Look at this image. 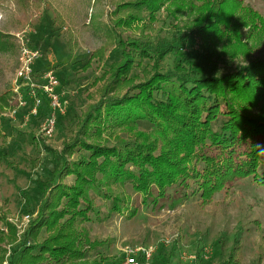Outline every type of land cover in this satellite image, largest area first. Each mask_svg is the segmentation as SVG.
<instances>
[{
    "label": "rangeland",
    "instance_id": "1",
    "mask_svg": "<svg viewBox=\"0 0 264 264\" xmlns=\"http://www.w3.org/2000/svg\"><path fill=\"white\" fill-rule=\"evenodd\" d=\"M115 2L119 0H0V45H4L0 47V94L7 92L0 112V264H8L12 253L18 255L17 246L37 216L44 196L42 188L51 183L52 170L61 165L59 152L63 144L73 138L76 123L98 102L104 83L110 80L109 66L118 58L107 14ZM201 3L166 1L145 32L149 46L160 48L177 41L183 49L176 52L197 57L209 75L233 73L235 68L264 57V33L254 29L255 21H249L250 14L264 19V0L223 3V32L212 37L210 30H194ZM175 4L181 7L178 11ZM204 4L206 13L210 0ZM206 22L210 26V19ZM118 33L137 37L140 32L132 27L119 28ZM184 36L188 39L182 41ZM68 40L71 51L65 44ZM21 42L38 52L33 66L36 73L53 70L59 82L57 92L65 102V113L58 116L54 132L48 137L42 133L46 114L30 117L27 109L15 110L11 86L19 69ZM176 55L174 51L165 56L160 64L163 71L173 65ZM134 72L137 78L130 83L144 82L140 81L144 74L138 69ZM233 99L250 117L260 112L259 107L247 106L249 102L244 99ZM108 140V144L113 143L111 138ZM250 142L261 147L264 139L255 136L232 146L230 156L236 164L245 158ZM204 149L215 162L227 157L228 151L220 153L208 144ZM78 156L75 153L68 159L75 161ZM260 157L264 159V152ZM196 168L200 170L201 165ZM73 179L68 176L64 182ZM222 184L224 188L205 201L191 195L184 198L188 190L177 187L168 189L156 204L147 205L141 202L138 192L131 190L129 182L110 187L99 184L100 190L90 191L92 210L86 212L89 220L75 226L79 234L84 227L90 240L101 244L100 251H87L89 260L98 258L99 252L106 262L122 264L125 257L150 249V264H264V187L236 174L225 177ZM106 194L122 201L118 202V212L110 216ZM55 233L48 231V238ZM46 236L42 230L36 243ZM27 239L31 240L29 236ZM76 263L79 261L69 264Z\"/></svg>",
    "mask_w": 264,
    "mask_h": 264
},
{
    "label": "trees",
    "instance_id": "2",
    "mask_svg": "<svg viewBox=\"0 0 264 264\" xmlns=\"http://www.w3.org/2000/svg\"><path fill=\"white\" fill-rule=\"evenodd\" d=\"M166 1L184 0L112 3L114 9L107 16L118 59L109 66L112 67L110 80L104 83L98 102L76 123L73 138L63 144L59 152L61 165L52 170L51 183L43 186L44 196L37 216L17 246L18 255L12 253L8 264L77 261L76 264H113L106 262L99 252L98 258L89 260L87 251L96 250L101 244L92 242L84 227L82 234L75 227L79 221L89 220L86 212L92 210L90 191L100 190L99 184L110 187L129 182L131 190L138 192L146 205L156 204L168 189L177 187L188 190L184 198L191 195L201 201L208 200L224 188L225 177L235 174L264 187V164H260L264 160L260 157L264 143L257 147L250 142L249 151L239 164L230 156L236 143L248 142L255 136L264 139V57L235 68L233 73L209 75L197 57L176 52L183 49L177 41L152 48L145 32L152 27V21ZM207 1L202 0V11L195 18L194 30H210L211 37L221 35L225 23L221 6L229 0H210L209 10L203 13ZM175 5L178 11L181 7ZM209 19L210 26H207ZM249 21H255L254 29L264 33V19L250 14ZM132 27L140 32L139 36L118 33L119 28ZM187 39L184 36L181 40ZM65 44L71 51L70 40ZM3 46L2 42L0 47ZM174 51L178 55L173 65L163 71L161 62ZM137 69L144 74L145 78L140 80L144 82L130 83L136 80L134 71ZM6 93L0 94V112ZM233 96L249 102L247 106L259 107L260 112L254 117L248 116ZM42 100L36 117L47 114L48 101L45 97ZM106 131L109 133L104 136ZM108 138L113 140L112 144H108ZM207 144L220 153L228 151L227 157L215 162L204 151ZM75 153L78 158L69 160ZM199 164L200 170L196 168ZM68 176L74 177L71 183L64 182ZM106 196L110 216L118 212V202L122 201L119 197L111 198V194ZM9 226L13 229L7 223ZM42 230L47 236L36 243ZM51 230L56 233L48 238Z\"/></svg>",
    "mask_w": 264,
    "mask_h": 264
},
{
    "label": "built area",
    "instance_id": "3",
    "mask_svg": "<svg viewBox=\"0 0 264 264\" xmlns=\"http://www.w3.org/2000/svg\"><path fill=\"white\" fill-rule=\"evenodd\" d=\"M21 44V55L18 57L19 69L11 86L15 97V110L24 108L27 109L28 116L36 117L43 101L42 97H45L48 101V111L43 119L42 133L48 137L54 132L58 116L65 113V102L57 92L59 82L53 70L46 69L42 73H36L33 66L38 52L24 42ZM15 110L11 113L13 114ZM151 255L150 249H141L138 255L125 257L122 264H150Z\"/></svg>",
    "mask_w": 264,
    "mask_h": 264
}]
</instances>
